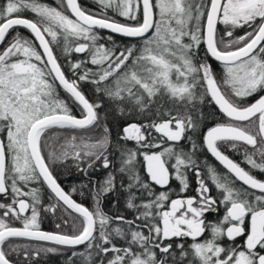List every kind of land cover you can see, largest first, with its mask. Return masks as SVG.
I'll use <instances>...</instances> for the list:
<instances>
[{
	"label": "snow or ice",
	"instance_id": "snow-or-ice-1",
	"mask_svg": "<svg viewBox=\"0 0 264 264\" xmlns=\"http://www.w3.org/2000/svg\"><path fill=\"white\" fill-rule=\"evenodd\" d=\"M93 3L0 5V264H264V0ZM206 103L226 120L197 143ZM57 165L86 182L66 191Z\"/></svg>",
	"mask_w": 264,
	"mask_h": 264
},
{
	"label": "trees",
	"instance_id": "trees-1",
	"mask_svg": "<svg viewBox=\"0 0 264 264\" xmlns=\"http://www.w3.org/2000/svg\"><path fill=\"white\" fill-rule=\"evenodd\" d=\"M44 2L52 4L53 6H55V0H44ZM5 3V0H0V5H3ZM80 3L82 4V6H84L85 8H92L95 9L96 5L93 3V0H80ZM23 15L25 16H31V13H23ZM109 15H113L112 13H109ZM117 19L121 20V22H124L122 18L116 17ZM221 31L223 30V26H219ZM19 31L21 32L22 35L24 36H29L30 34L27 32V30L24 29H19ZM245 30L244 29H239L236 31L235 35H242L243 32ZM103 35L107 36L109 35L108 33L102 32ZM115 40L118 44H120L121 46L125 45V44H131L134 43L132 41H127V39H123V38H119V37H115ZM130 42V43H129ZM57 55H60L59 53V49H55ZM203 48H201V55H203ZM80 58L78 54H74L73 55V59H78ZM60 62L62 64L65 63L64 57L60 56ZM214 71L216 72L218 78L219 76L222 74V67L215 63L214 61H211ZM65 72L66 74L70 75V73L67 72V67L65 66ZM82 89L83 91L86 93V95H88L90 98L93 96V92L91 91L92 89V85H87V84H82ZM60 91V96L61 98H65L66 94L63 92L62 89L59 90ZM73 112L74 114H78L75 110V108H73ZM218 115L222 116V114H220L219 112H217ZM116 123H118V120H113L111 117L109 118V124L110 126L113 127V131L115 132V125ZM202 126V124H201ZM198 142V139H197ZM55 175L58 179V182L61 183L62 187L66 190V191H70L73 187H77L78 189L82 186V184L84 182H86V178L81 174L75 171V169H66L60 166H55ZM95 178H98L100 180L103 179L104 177V172L103 171H98V172H94L92 174ZM47 192L45 191L43 193L44 196V202L45 203H49L48 199H47ZM73 198L75 200H77L78 202L85 204L86 206H93V201L91 198V195L88 194V191L85 190V195L81 196L79 195V192L77 193H73ZM105 211L109 212V213H113L115 212V209H112L110 207V205L105 204ZM65 219H67V215L64 216ZM60 222L58 216L54 217V216H47V218L43 219L42 221V230L44 231H48V232H59V231H65L68 232L71 230L70 228V224L69 226H65L62 227V229H57L55 227L56 223ZM20 243H28L26 241H20ZM35 243V242H32ZM77 251H82L83 247L81 248H77ZM71 252L72 250H66L62 253L59 254H47L44 255L43 253L41 254L40 257H38L36 260L33 261V264H68V257L71 256ZM13 259H17L15 256L12 257ZM76 261V264H80V260L79 258H74ZM20 264H23V257L19 258Z\"/></svg>",
	"mask_w": 264,
	"mask_h": 264
},
{
	"label": "flooded vegetation",
	"instance_id": "flooded-vegetation-1",
	"mask_svg": "<svg viewBox=\"0 0 264 264\" xmlns=\"http://www.w3.org/2000/svg\"><path fill=\"white\" fill-rule=\"evenodd\" d=\"M127 41L135 42L134 40H127ZM255 98L256 97L248 98V102L249 103L253 102ZM203 112H204V120L202 122V126H201L199 133H198V136H197V139H198L197 143H200L202 141L203 133L206 132L209 127L214 126L216 123L225 122V120H226V118H224L223 115L222 116L218 115L217 112H219V110H218V108H216V106L214 104H207L206 103L203 106ZM223 151L225 152V154L229 155L230 158L234 159L238 163H241V166L244 167L246 170L248 169V165H246L242 162L243 161L242 155L237 154L235 152H232V151L228 150L227 148H224ZM200 159L202 161H207L208 164H211L212 166H214L217 169V171H219V172H225L226 171L225 169H223L222 165H219L218 161H215V159L213 157H211V155L209 153H207L206 150H204L203 152L200 153ZM253 174L255 176H257V178H259V179H264V173H260L258 171L253 170ZM237 184H239V182H237ZM212 194L216 195L215 190H213ZM222 213H223V209H221V212L219 214H208L207 219H208V221H215L217 219L218 215H222Z\"/></svg>",
	"mask_w": 264,
	"mask_h": 264
},
{
	"label": "water",
	"instance_id": "water-1",
	"mask_svg": "<svg viewBox=\"0 0 264 264\" xmlns=\"http://www.w3.org/2000/svg\"><path fill=\"white\" fill-rule=\"evenodd\" d=\"M102 32H105V33H107V31L106 30H102ZM109 34V33H108ZM112 35H114L115 36V34H112ZM115 37H119V38H123V39H127V40H133V39H131V38H125V37H120V36H115ZM215 62V61H214ZM215 63H217L218 64V62H215ZM81 247H83V246H78V248H81Z\"/></svg>",
	"mask_w": 264,
	"mask_h": 264
}]
</instances>
